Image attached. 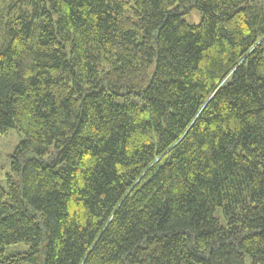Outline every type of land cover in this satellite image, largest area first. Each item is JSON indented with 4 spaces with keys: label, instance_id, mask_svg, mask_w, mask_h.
Instances as JSON below:
<instances>
[{
    "label": "trees",
    "instance_id": "obj_1",
    "mask_svg": "<svg viewBox=\"0 0 264 264\" xmlns=\"http://www.w3.org/2000/svg\"><path fill=\"white\" fill-rule=\"evenodd\" d=\"M12 128L0 264H264V0H0Z\"/></svg>",
    "mask_w": 264,
    "mask_h": 264
},
{
    "label": "rangeland",
    "instance_id": "obj_2",
    "mask_svg": "<svg viewBox=\"0 0 264 264\" xmlns=\"http://www.w3.org/2000/svg\"><path fill=\"white\" fill-rule=\"evenodd\" d=\"M183 20L188 25H197L202 20V14L195 8L190 9L187 13L182 15ZM23 139L22 133L18 130L12 128L9 129L7 134L1 136L0 138V183L7 188V176L11 174L13 177H16V172L11 169L10 160L11 153L16 148V146ZM215 217L219 222L224 225L225 220L222 217V210L218 207L215 211ZM45 242V240H44ZM28 246L25 244H15L6 246L4 249L5 256H8L12 253L27 251ZM248 262V261H247Z\"/></svg>",
    "mask_w": 264,
    "mask_h": 264
}]
</instances>
